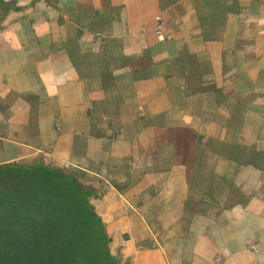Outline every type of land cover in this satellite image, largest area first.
Wrapping results in <instances>:
<instances>
[{
    "label": "crops",
    "instance_id": "0c3cea01",
    "mask_svg": "<svg viewBox=\"0 0 264 264\" xmlns=\"http://www.w3.org/2000/svg\"><path fill=\"white\" fill-rule=\"evenodd\" d=\"M2 1L0 164L92 186L133 264H264V0Z\"/></svg>",
    "mask_w": 264,
    "mask_h": 264
},
{
    "label": "trees",
    "instance_id": "16d2710c",
    "mask_svg": "<svg viewBox=\"0 0 264 264\" xmlns=\"http://www.w3.org/2000/svg\"><path fill=\"white\" fill-rule=\"evenodd\" d=\"M9 9L1 0L0 10ZM252 154L264 161V152ZM96 196L62 168L0 164V264H133L131 256L112 253V239L91 202Z\"/></svg>",
    "mask_w": 264,
    "mask_h": 264
},
{
    "label": "rangeland",
    "instance_id": "374dc122",
    "mask_svg": "<svg viewBox=\"0 0 264 264\" xmlns=\"http://www.w3.org/2000/svg\"><path fill=\"white\" fill-rule=\"evenodd\" d=\"M79 179V178H78ZM80 181V180H79ZM81 182V181H80ZM82 183V182H81ZM84 184V183H83ZM105 224V222H103ZM26 233V237L27 236H30L31 233H32V228L31 227H28L27 228V231L25 232ZM37 237V236H36ZM38 238V237H37ZM25 239V237H24ZM37 241V240H36ZM155 245L151 244L149 245L148 243H145L144 244V247H154ZM111 248V251L114 255L118 256V257H125V256H131L129 254L126 253L124 247L121 245L119 246V244L117 242H114L113 244H111L110 246Z\"/></svg>",
    "mask_w": 264,
    "mask_h": 264
},
{
    "label": "built area",
    "instance_id": "2783aa9c",
    "mask_svg": "<svg viewBox=\"0 0 264 264\" xmlns=\"http://www.w3.org/2000/svg\"><path fill=\"white\" fill-rule=\"evenodd\" d=\"M161 31H162V26L158 25L157 29H156V34L157 35H162ZM252 249H253L254 252L256 251V248L254 246H252Z\"/></svg>",
    "mask_w": 264,
    "mask_h": 264
}]
</instances>
